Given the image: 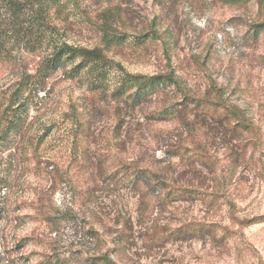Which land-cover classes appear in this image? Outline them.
Returning <instances> with one entry per match:
<instances>
[{
  "label": "rangeland",
  "instance_id": "rangeland-1",
  "mask_svg": "<svg viewBox=\"0 0 264 264\" xmlns=\"http://www.w3.org/2000/svg\"><path fill=\"white\" fill-rule=\"evenodd\" d=\"M64 3L54 14L62 42L102 48L131 74H171L179 87L133 108L111 91L90 90L88 74L70 79L60 70L35 92L24 125L0 146V264H97L105 255L116 264H264V223L241 228L231 219L264 215V35L253 36L264 21L258 1ZM104 30L149 41L107 48ZM9 59L0 61L1 112L20 74L39 62L23 46ZM118 75L111 73L112 84ZM217 92L261 130L259 140L182 105L185 95ZM167 109L177 110L176 119H159ZM167 187L221 200L167 203ZM193 223L220 229L166 239Z\"/></svg>",
  "mask_w": 264,
  "mask_h": 264
},
{
  "label": "trees",
  "instance_id": "trees-1",
  "mask_svg": "<svg viewBox=\"0 0 264 264\" xmlns=\"http://www.w3.org/2000/svg\"><path fill=\"white\" fill-rule=\"evenodd\" d=\"M224 4L237 5L250 0H221ZM260 9L264 11V0H257ZM65 0H0V61L10 60L16 47L24 49L37 58L39 62L36 70L24 71L16 83L8 99L5 109L0 111V146L8 141L10 135L20 129L26 121L29 104L35 92L43 91L47 81L58 71H68L70 79H82L89 76L88 87L92 91H111L113 97L124 101L135 108L155 96H160L165 89L176 86L178 81L171 74L168 75H139L131 74L119 64L109 59L102 48H86L62 42L58 36L55 19L65 6ZM55 12V13H54ZM55 14V16H54ZM55 17V18H54ZM104 43L107 48L122 47L129 44L142 46L149 40L147 36L136 37L134 42L124 35L110 34L104 30ZM253 36L264 35V21L257 24ZM14 44H10L11 39ZM118 69L119 75L112 84L111 73ZM182 105L191 107L194 111L208 119L220 123L233 124V129L253 135L257 140L261 138V130L253 125L251 120L241 109L229 106L221 92L211 98H197L185 95ZM176 109L163 110L159 119L170 121L176 119ZM202 157L201 154H196ZM133 183L144 185L137 178ZM136 185V186H137ZM165 200L167 203L197 200L207 204L218 205L221 200L219 194H209L190 187H167ZM232 221L241 228H248L264 223V215L240 219L233 216ZM220 226L217 224L193 223L180 228L166 236L184 237L191 235L197 238L205 236L207 232L217 234ZM224 235L230 229L222 227ZM97 264H116L108 255L96 259ZM64 264V263H58ZM96 264V263H95Z\"/></svg>",
  "mask_w": 264,
  "mask_h": 264
}]
</instances>
